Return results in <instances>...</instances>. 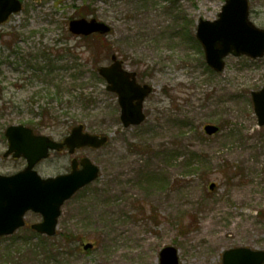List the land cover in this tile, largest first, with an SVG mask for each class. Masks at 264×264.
<instances>
[{"label": "rangeland", "instance_id": "rangeland-1", "mask_svg": "<svg viewBox=\"0 0 264 264\" xmlns=\"http://www.w3.org/2000/svg\"><path fill=\"white\" fill-rule=\"evenodd\" d=\"M248 2L251 22L264 29V0ZM223 3L22 0V10L0 25V174L26 165L23 158L3 157L10 125L30 126L57 141L75 124L109 136L100 148L54 151L36 165L42 177L56 176L70 171L73 157H87L100 172L63 204L54 237L29 230L40 221L33 212L25 215V227L0 237V264H158L167 245L177 248L179 264H221L223 252L233 247L264 250V126L251 100V91L264 87V56L229 54L223 71L215 72L195 37L198 20L216 19ZM78 17L104 21L111 32L72 37L68 22ZM71 47L86 82L82 93H92L94 104L69 103L71 73L58 55L63 58ZM46 48L59 68L51 75L35 67L47 66ZM112 53L138 82L152 87L144 101L146 119L138 126H122L116 95L92 78L94 64H109ZM43 109L57 118L44 119ZM183 122L194 130L203 131L207 123L222 130L194 137L196 131ZM183 130L192 136L190 150L204 160L194 173L185 176L189 167L174 160V151L172 160L160 152V159L145 161L137 152L138 143L158 150L175 143ZM86 243L92 247L85 250Z\"/></svg>", "mask_w": 264, "mask_h": 264}, {"label": "water", "instance_id": "water-1", "mask_svg": "<svg viewBox=\"0 0 264 264\" xmlns=\"http://www.w3.org/2000/svg\"><path fill=\"white\" fill-rule=\"evenodd\" d=\"M21 10L19 0H0V23L11 13ZM110 26L96 18H74L68 22V30L75 35L107 34ZM196 38L201 43L207 65L216 72L224 68V58L246 55L260 58L264 55V29L249 20L248 0H225L218 18L210 21L199 19ZM122 60L111 55L109 65L99 66L98 74L106 81L108 91L117 94L120 106V120L124 127L139 125L145 119L143 101L151 92L147 84L136 82L134 72L122 67ZM254 113L258 125H264V87L251 92ZM204 131L213 135L219 131L214 124H206ZM8 147L4 156L23 157L26 167L12 175H0V236L12 234L24 225L23 216L27 211L40 213L42 221L32 224L39 233L52 236L56 233L62 204L79 189L98 177L99 168L89 158L79 162L71 161V171L54 177H41L34 166L48 157L49 150H60L64 146L69 153L81 147L99 148L108 137L91 134L79 124L58 142L45 135H36L23 125H10L5 130ZM80 163L81 168H77ZM214 184H210L213 189ZM91 247L86 244L84 249ZM264 250H251L247 247L231 248L223 252L221 264H263ZM159 264H178L177 249L165 246L159 253Z\"/></svg>", "mask_w": 264, "mask_h": 264}, {"label": "trees", "instance_id": "trees-1", "mask_svg": "<svg viewBox=\"0 0 264 264\" xmlns=\"http://www.w3.org/2000/svg\"><path fill=\"white\" fill-rule=\"evenodd\" d=\"M74 37V36H72ZM92 36H89V37H81V39L83 40H87L89 38H91ZM48 48L44 49L45 51H42V55L44 56L43 58L45 59L47 66L44 67V66H39L36 65V69L40 71V73H48V74H52V71H55V70H58L59 68L56 67V66H53L51 63L53 60H55V56H52V59L50 58V56L52 55L49 50H47ZM76 49V47H75ZM74 49V47H71V48H65V51H64V56L62 58L61 55H58V58L59 59H65L67 61L66 65L62 68V69H66V71L70 72L71 74L69 75L71 81H72V87L75 91L70 89V93L71 94V98L72 99H68L71 104V102L73 101H77V102H80V103H84L85 105H88V104H94V98H93V94L92 93H82L83 91V86L84 84H86V82L84 81V79H81V77L84 78V76H81L80 74V71L77 72V64H76V60H77V55H76V50ZM62 50L59 48V49H56L55 52L57 53H60ZM75 53V54H74ZM50 59V60H49ZM46 65V64H45ZM96 64H94V67L92 69V74H93V77L92 78H97V79H100V81H103L96 73ZM80 74V75H79ZM60 91H61V88L58 86L57 87V95L60 94ZM73 91V92H72ZM60 99L61 97H56L55 99ZM93 108V107H92ZM52 114V111H48L47 109L43 111H41L39 114L42 115V117L45 119V118H57L56 115H54V117L50 116V114ZM51 117V118H50ZM184 123V122H183ZM32 124V122H31ZM189 123H184V126H187L189 127L191 130H194V127L189 124ZM196 131V132H195ZM195 132V135L194 137H201V138H204V134L202 133V131H200L199 129L195 128L194 130ZM188 131L186 130H183L182 132L178 133L176 136L177 138L176 139H179L177 142L175 143H172L168 146H164L162 149L159 148V150L157 148H154V146L152 144H147V143H138L135 145L137 149V152L141 154V156L144 157V161L153 156H156L158 159H160L162 156H165V155H170L171 157V160H172V152L174 151V160L177 161L179 160V164L180 166H182L183 169H185V167L188 169L189 167V170L186 172H184L185 176L189 175V173L191 174L192 170H195L197 169L199 166L201 167V164L200 162L204 161L200 158V155L197 154V152L195 151H191L190 149H192V144L189 143V139H191L192 136H188ZM174 139V138H173ZM173 145V146H171ZM160 152H162L163 154L166 153V154H159ZM161 155V157L159 158V156L157 155ZM191 157V158H190ZM165 161V159H162ZM185 160V161H184ZM170 161V160H168ZM224 164H225V160L223 161ZM229 166V165H228ZM230 167V166H229ZM232 169V167H230ZM158 169H160V167L156 166L155 168H152L150 169V174L153 173L156 174L155 172L158 171ZM184 171V170H183ZM194 173V172H192ZM56 250V248H55Z\"/></svg>", "mask_w": 264, "mask_h": 264}, {"label": "flooded vegetation", "instance_id": "flooded-vegetation-1", "mask_svg": "<svg viewBox=\"0 0 264 264\" xmlns=\"http://www.w3.org/2000/svg\"><path fill=\"white\" fill-rule=\"evenodd\" d=\"M19 1H21V4H22V0H19ZM22 7H23V4H22ZM12 15H13V14H10V15L8 16L7 20L10 19V17H11ZM7 20H6V21H7ZM1 25H2V24H1ZM37 215L40 216L39 214H37ZM40 221H41V216H40ZM25 225H27L26 222H25ZM29 228H31V227H30V224H29Z\"/></svg>", "mask_w": 264, "mask_h": 264}]
</instances>
